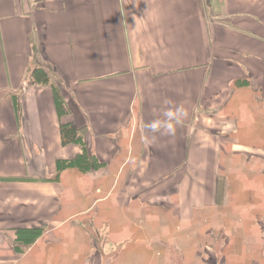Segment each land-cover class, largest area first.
Returning <instances> with one entry per match:
<instances>
[{"label":"crops","instance_id":"crops-1","mask_svg":"<svg viewBox=\"0 0 264 264\" xmlns=\"http://www.w3.org/2000/svg\"><path fill=\"white\" fill-rule=\"evenodd\" d=\"M170 107L186 113L174 134L142 140V125ZM61 123L105 166L52 180L57 160L81 152L61 144ZM229 178L243 185L245 207L213 235L220 251L264 264V0H0V264H21L9 242L17 228L45 226L79 250L90 234L75 219L91 211L110 217L114 245L144 219L165 238L175 218L199 234L232 203Z\"/></svg>","mask_w":264,"mask_h":264},{"label":"rangeland","instance_id":"rangeland-1","mask_svg":"<svg viewBox=\"0 0 264 264\" xmlns=\"http://www.w3.org/2000/svg\"><path fill=\"white\" fill-rule=\"evenodd\" d=\"M221 173L225 174V172ZM103 184H105V182ZM106 187L107 184H105L104 190ZM232 187L234 189L229 191L231 197L234 198L237 190L242 195V184L234 183ZM94 197L99 198V194H95ZM233 198L231 200L232 203H223L220 209L217 210V213L223 212L225 214L230 210L234 211L236 207H239V209L243 207V210L245 207L243 204V196L241 197L242 199H239L240 201L238 203H233L236 201L235 199L233 200ZM94 200L95 199H93V201ZM98 212L99 211L93 214V211H91L89 213L90 216L84 217L81 220L75 219V222L79 223L76 224V226L78 228H83L85 233L87 232L90 234L79 235L81 238L79 250L76 251L73 248L75 245H72V247H63L62 243H64L68 238L67 234H65V236L62 235V240L59 241L57 239V235L60 234L55 233V235H52V233H50L48 235H42L35 242L32 250L29 249L31 248L30 246L28 248H23L21 252H17L12 246L15 257H20V255H22L23 259L21 264H71V262H73V264H144L143 261H148V259H154L158 264H196L198 260L197 257L199 259H205L209 264H212L213 261H218L221 256L226 255L227 257L231 256V260L240 259V264H248L253 256L247 255V258L244 259V256L241 254H244L243 251L237 249L234 250L232 248L220 251L219 247L223 244V237L221 234H219V236L213 235L218 233L219 230L214 226L218 225V223L226 225V221H228L226 214H221L218 218H207L203 220V226H207V228L203 230L200 229L199 234L196 233L198 225H192L187 228H179L177 227L178 221L175 218L170 224L172 233L168 238L163 237L159 228L151 227V225L155 226V223L148 221V219L139 220L136 224H134L133 229L131 228V223L128 222L130 227L128 224L126 225L132 229V231L140 228L139 232L135 234V237H132L131 231L124 241L116 242V245H114L115 243L113 244L111 242L115 241H112L107 228L109 224L112 225L110 217L106 216V218H100ZM204 217L210 216L205 215ZM221 217H223L222 220L220 219ZM242 221L246 223L244 219H242ZM65 226H69V221ZM212 226L214 229H212ZM222 232L223 231L221 230V233ZM85 235L86 239L90 242L88 251H83L84 244L82 243L84 242L83 237ZM169 238L170 240H168ZM77 240L76 244L78 243ZM9 242L13 244V236ZM136 244L142 247H138ZM147 244L153 247L148 249L146 248V246H148ZM46 245L49 249H46L45 251ZM184 245H190L189 247L195 248L198 245L202 247L210 246L215 250L213 249L214 251L212 252L200 249L197 256L196 250L185 249L186 247ZM136 247L137 250L135 249ZM158 247L161 248V250L156 249ZM37 257L38 260H36ZM168 258H171L172 261L170 263H165Z\"/></svg>","mask_w":264,"mask_h":264},{"label":"trees","instance_id":"trees-1","mask_svg":"<svg viewBox=\"0 0 264 264\" xmlns=\"http://www.w3.org/2000/svg\"><path fill=\"white\" fill-rule=\"evenodd\" d=\"M32 78L35 82L41 83V84H50V79L48 74L41 68L36 67L32 70ZM51 87H53L54 95L56 99L57 104V111L59 115L63 114L64 111V105L63 100L57 91L56 87H54L53 84H50ZM59 132H60V140L62 145H66L69 143H78L81 147V152L76 155L73 159H60L56 162V174L51 178L52 180H58L61 174L64 172H68L72 175H78V173H87V172H93L96 170H99L100 168L105 166L104 162H101L98 160L95 155L90 153L85 147L83 142H81V135L79 133V130L72 125L71 123H61L59 126ZM220 182V179H219ZM232 184V180L229 178V185L227 190L230 191L232 188H230V185ZM234 189V188H233ZM245 194L242 193V195L237 190L236 195L233 199H235L236 203H238L242 199L245 198ZM45 226L40 227H24V228H17L14 230L13 235V248L17 252H21L23 248H28L31 246L30 250L35 245V242L45 233ZM46 249H49V247L46 246ZM40 253V252H39ZM43 256V253H42Z\"/></svg>","mask_w":264,"mask_h":264},{"label":"clouds","instance_id":"clouds-1","mask_svg":"<svg viewBox=\"0 0 264 264\" xmlns=\"http://www.w3.org/2000/svg\"><path fill=\"white\" fill-rule=\"evenodd\" d=\"M186 113L181 107L167 108L162 112V118L154 119L146 124L142 125V128L146 130V134L142 136V140L147 142L149 136L147 133L164 132L165 134H174L176 125L181 123V118Z\"/></svg>","mask_w":264,"mask_h":264}]
</instances>
